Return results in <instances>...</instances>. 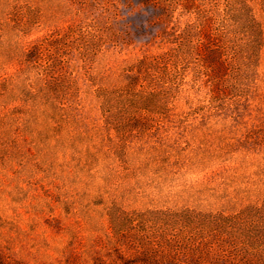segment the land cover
Here are the masks:
<instances>
[{"label": "rangeland", "instance_id": "obj_1", "mask_svg": "<svg viewBox=\"0 0 264 264\" xmlns=\"http://www.w3.org/2000/svg\"><path fill=\"white\" fill-rule=\"evenodd\" d=\"M131 1L0 0V264H264V0Z\"/></svg>", "mask_w": 264, "mask_h": 264}, {"label": "trees", "instance_id": "obj_2", "mask_svg": "<svg viewBox=\"0 0 264 264\" xmlns=\"http://www.w3.org/2000/svg\"><path fill=\"white\" fill-rule=\"evenodd\" d=\"M113 1V0H110ZM127 1V5L131 6L132 1L131 0H125ZM111 5H114L111 3ZM136 5L140 6L141 8H148L150 10H152L153 12L158 11V12H162L164 10H166L167 4H166V0H136ZM185 9L190 12V8L189 6H185ZM158 22L161 21L159 19H157ZM148 26H152L153 23L152 22H148L147 23ZM146 29V28H145ZM171 30H173L171 28ZM159 33H155L150 37V41L149 42H145L144 45H148L151 43V41H154L156 39H159L160 42L162 44L164 43H168L171 44L173 43L175 40H178V44H182L184 41L190 42L191 40H193L194 38H197L198 42H202L204 38L200 37V34L202 32L201 28L198 27L195 24L192 25H186V27L182 30L181 33L178 34H172L170 38V35L168 34L167 28L166 27H161L159 28ZM175 32V31H174ZM149 34V33H147ZM120 35L115 33L111 28H109V30L107 29V33L105 34V36H103L102 34H99V41H105V42H109V43H117L116 38H118ZM105 37V38H103ZM173 39H175L173 41ZM180 40V41H179ZM177 42V41H175ZM172 56V52L171 51H167L166 53H163L161 55L158 56H154V57H148L145 59H141L139 60L134 67H131V75L130 77H139L141 76V74H146L149 75L153 70L157 69V68H164L166 69L167 67V62L169 61V59ZM216 55L213 53L209 54V56L206 59V64H209V70H211V72H213L217 78H219V75H222V73L225 72L226 70V62L225 61H218L216 60ZM224 62V63H223ZM207 68V67H206ZM205 68V69H206ZM134 69V70H133ZM134 82H132L131 84H133Z\"/></svg>", "mask_w": 264, "mask_h": 264}]
</instances>
